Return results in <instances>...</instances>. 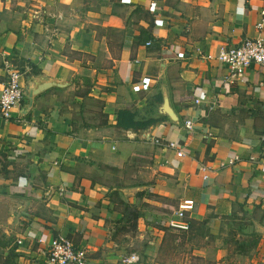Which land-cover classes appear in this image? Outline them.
<instances>
[{"label": "crops", "instance_id": "1", "mask_svg": "<svg viewBox=\"0 0 264 264\" xmlns=\"http://www.w3.org/2000/svg\"><path fill=\"white\" fill-rule=\"evenodd\" d=\"M261 10L264 0H0V88L10 57L24 90L0 118V264H43L57 234L87 248L88 264H121L108 241L122 217L114 198L135 205L142 230L161 233L154 224L167 227L189 198L185 220L241 210L264 236V64L228 83L204 57L257 36ZM36 74L65 85L21 115L25 78ZM122 110L155 122L121 129ZM155 138L177 141L183 155Z\"/></svg>", "mask_w": 264, "mask_h": 264}, {"label": "rangeland", "instance_id": "2", "mask_svg": "<svg viewBox=\"0 0 264 264\" xmlns=\"http://www.w3.org/2000/svg\"><path fill=\"white\" fill-rule=\"evenodd\" d=\"M110 180V184L118 185L120 179ZM114 201L117 211L122 212L123 206L115 198ZM143 202L149 206L151 201ZM129 205L135 206L133 203ZM157 205L158 208H167V202H158ZM120 219L108 237L120 257L134 252L138 255V262L143 264H149L148 258H153L151 264H264L263 232L256 230L254 215L245 211H234L215 219L209 217L204 222H191L184 230L154 224L155 228L162 230L161 233L153 229L142 230L138 221L133 227L131 216L127 214ZM158 239L159 246L155 244ZM150 241L155 245L148 244Z\"/></svg>", "mask_w": 264, "mask_h": 264}, {"label": "built area", "instance_id": "3", "mask_svg": "<svg viewBox=\"0 0 264 264\" xmlns=\"http://www.w3.org/2000/svg\"><path fill=\"white\" fill-rule=\"evenodd\" d=\"M260 19L255 22L254 27L258 31V35L254 37L243 38L237 45H219L214 54L207 53L205 58H214L220 63L225 74L223 79L228 83H235L244 76L250 64H264V10L260 11ZM149 44V41L146 42ZM2 71L4 74V82L0 88V118L6 119L10 116L9 111L17 106L24 97L22 84V71L13 62L10 57H5L2 60ZM137 87H151L153 82L142 80L136 81ZM193 104L198 105L199 101L194 100ZM195 113L199 109L195 107ZM196 115L187 117L183 120V127L186 130H191L194 123L197 121ZM157 146L168 147L172 149L177 156H182V145L174 140H158L154 139ZM238 158H230L226 161L219 162L220 167L233 165ZM249 160L256 162L255 156L249 155ZM260 169L264 171V162L261 161ZM194 206L193 200L182 198L177 203L174 211V217L167 219V226L173 229H186L187 222L184 219L185 213L192 211ZM19 241L17 240L16 243ZM39 243L40 241L37 240ZM89 251L87 248H75L69 239L65 236L57 234L52 237L47 246L45 259L43 264H88ZM138 262V255L134 252L123 255L120 258L121 264H135Z\"/></svg>", "mask_w": 264, "mask_h": 264}, {"label": "trees", "instance_id": "4", "mask_svg": "<svg viewBox=\"0 0 264 264\" xmlns=\"http://www.w3.org/2000/svg\"><path fill=\"white\" fill-rule=\"evenodd\" d=\"M115 118H116V125L118 127H120L121 129H141L144 128L148 125H151L152 123L155 122L154 118H147V119H137L135 118V113L134 112H130L127 110H122V111H118L115 114ZM123 208H122V218L125 217V214H127V216H131L132 219V223L131 225L134 227L136 224L137 219L139 218V213L134 209V207H132L131 205H129L128 203H123V202H119ZM121 220V219H120ZM187 224L189 225V223L191 222H195L192 219H187ZM200 222H204L203 220Z\"/></svg>", "mask_w": 264, "mask_h": 264}, {"label": "water", "instance_id": "5", "mask_svg": "<svg viewBox=\"0 0 264 264\" xmlns=\"http://www.w3.org/2000/svg\"><path fill=\"white\" fill-rule=\"evenodd\" d=\"M25 79L26 81H25L24 89H25L26 102L24 103V105L21 107V110L19 111L21 115L25 114L30 109L34 98L38 94L42 93L43 91H45L46 89L50 87H62L65 85V83L62 81L56 80L54 78L42 76L40 74H36L35 76L31 78L26 77ZM171 119L175 120L176 118L172 117Z\"/></svg>", "mask_w": 264, "mask_h": 264}]
</instances>
